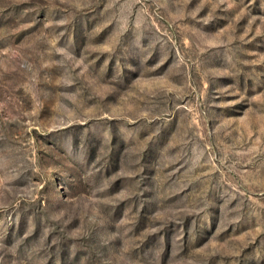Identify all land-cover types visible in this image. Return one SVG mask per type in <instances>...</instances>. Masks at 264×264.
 <instances>
[{
	"label": "rangeland",
	"instance_id": "rangeland-1",
	"mask_svg": "<svg viewBox=\"0 0 264 264\" xmlns=\"http://www.w3.org/2000/svg\"><path fill=\"white\" fill-rule=\"evenodd\" d=\"M0 264H264V0H0Z\"/></svg>",
	"mask_w": 264,
	"mask_h": 264
}]
</instances>
